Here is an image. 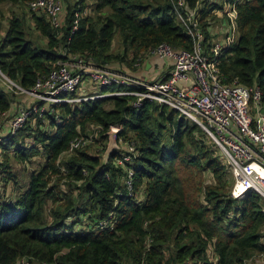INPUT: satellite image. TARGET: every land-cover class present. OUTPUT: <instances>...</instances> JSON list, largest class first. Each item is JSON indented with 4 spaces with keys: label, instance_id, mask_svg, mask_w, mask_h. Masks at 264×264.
<instances>
[{
    "label": "trees",
    "instance_id": "16d2710c",
    "mask_svg": "<svg viewBox=\"0 0 264 264\" xmlns=\"http://www.w3.org/2000/svg\"><path fill=\"white\" fill-rule=\"evenodd\" d=\"M30 1L0 0L21 8L0 41V69L25 89L72 54L105 67L113 61L133 66L160 43L191 50L194 38L176 14L205 2L64 0L65 20L55 28L44 12L30 9ZM88 1L91 12L73 29L75 13ZM227 2L236 13L238 37L220 52L221 80L257 85L264 102V0ZM219 8L203 3L198 10L206 47L212 44L208 18ZM28 19L43 44L32 38ZM14 99L0 86V115ZM133 100L123 95L57 104V119L45 113L3 137L1 152L13 150L22 163L34 156L42 161L13 198L0 191V264L21 258L35 264H251L264 255L263 198L254 191L230 195L231 172L197 124L165 105L144 100L136 108ZM89 125L103 129L104 141L110 126L120 127L117 139L136 146L131 193L113 162L116 151L107 162L88 147L62 156ZM9 168L6 162L2 181L15 187L17 175ZM192 169L190 179L180 172ZM100 222L112 228L101 230Z\"/></svg>",
    "mask_w": 264,
    "mask_h": 264
},
{
    "label": "built area",
    "instance_id": "2783aa9c",
    "mask_svg": "<svg viewBox=\"0 0 264 264\" xmlns=\"http://www.w3.org/2000/svg\"><path fill=\"white\" fill-rule=\"evenodd\" d=\"M212 4L213 0H204ZM227 33L223 43L212 38L209 47L204 46V37L199 29V12L203 3L193 9L181 8L176 18L193 36L191 50L173 49L166 43L158 44L151 52L161 59H169V69L165 77L145 80L132 77L122 70L99 67L79 54L68 55L64 61L57 62L48 74L37 80L29 89L23 88L17 81L0 69V86L15 97L30 95L33 100L26 104L17 101L16 112L8 124V134H14L24 124L38 115L45 113L58 118L54 109L57 104H77L107 96L131 95L132 105L139 108L144 100L160 106L172 108L180 115L197 124L217 146L221 159L228 166L233 177L230 195L242 197L247 191L257 192L264 200V102L262 92L257 85L247 86L234 80L224 83L218 68L220 52L238 37L236 13L227 0H223ZM179 6H184L178 0ZM35 12H44L52 27H61L63 14L62 0H31L28 3ZM89 14L84 8L75 13L73 29L77 27L81 15ZM66 15V13H65ZM65 20V17H64ZM64 23V21H63ZM209 28V32H210ZM214 33L211 32V35ZM214 36V35H213ZM137 61L134 66H140ZM106 86L117 87L114 90L101 92ZM94 134L74 137L68 148L61 154L74 153L87 140L102 133L99 126H93ZM120 130L110 126L108 130ZM107 130V131H108ZM104 133V132H103ZM4 138L0 135V142ZM119 147L113 162L124 171L122 181L131 193L134 170L132 161L137 155V148L132 142L118 139ZM264 211V210H263ZM100 228L111 229L106 222H100ZM197 263V262H196ZM16 264H35L21 258ZM47 264V263H43ZM184 264H191L187 261ZM199 264V263H197Z\"/></svg>",
    "mask_w": 264,
    "mask_h": 264
},
{
    "label": "rangeland",
    "instance_id": "374dc122",
    "mask_svg": "<svg viewBox=\"0 0 264 264\" xmlns=\"http://www.w3.org/2000/svg\"><path fill=\"white\" fill-rule=\"evenodd\" d=\"M62 2H63V0H62ZM91 3L92 2H90L88 5H86L87 6L86 8L89 9V13L91 12ZM62 7H63V14H64L65 8H64V6H62ZM20 10H21L20 7L14 6L11 4L3 3L0 5V41L3 38V36L5 35L6 29L8 27V20L10 17H12V13H14V12L15 13H17V12L21 13ZM27 10H28V8H27ZM27 10L25 9L26 12H27ZM214 17L215 18L209 20V23H210L209 28L211 29L209 34L213 39L215 37L223 38V34L219 33V31H218V25L221 24V21L224 19V17L222 16L223 18H219L216 14L214 15ZM225 19H226V17H225ZM27 25L30 27V31L32 32V38L37 39L40 44H43L44 42L41 41V37L38 35V32L33 28V24L31 21L29 22V19H28ZM211 32L215 33V34H213L214 36L211 35ZM117 47H118V42H117V40H115L114 44H113V50L115 51ZM107 67L117 68L119 70L127 71V72H129L128 70L131 71V70L137 69V66H134V65L132 66V64H128L126 62L122 63L119 61L110 62L107 65ZM129 73H131V72H129ZM106 91H109V90H102L101 89V92H106ZM16 105H17V101H16V97H15V100L11 106L12 109L10 110V112L7 113V115H4V117H0V126L5 125V124H7V125L9 124L10 120L14 116V113L16 112ZM93 126L94 125H92V126L89 125L87 127V129L85 130V133H82V134H85V135L94 134ZM3 131H5V130L4 129L0 130V133H3ZM4 136H2V137H4ZM99 136H100V134L98 135L96 140H94V138L91 139L90 141L87 140L82 147L83 148L88 147V148H86L88 150V152L95 153V154L99 153L101 155V159H102V155L104 154L106 147H107V144H108L107 143L108 139L104 141V140H101L99 138ZM117 145L119 147L120 143L118 142ZM1 148L2 147L0 144V161H1L0 162V180L1 181L3 180L2 175L4 174V172H2V171L5 169L6 162H8L10 165L9 169L16 173L17 179L19 178L18 187L20 188V190L25 189V187L27 186L28 179H29V172L32 171L33 169H37L40 166V163L42 161L41 157L34 156V159H36V160L29 162V164H28L29 168H27L24 163H22L21 161L16 159L15 153L13 150L1 152ZM5 155H7V157H5ZM180 172H182L185 179L186 178L190 179L196 174L194 169L189 170V171L181 170ZM207 178L210 179L209 176L206 177V175H204L203 179H207ZM140 196H141V193H140L139 197ZM210 258H211V254H210ZM263 263H264V255L256 257L251 262V264H263Z\"/></svg>",
    "mask_w": 264,
    "mask_h": 264
},
{
    "label": "crops",
    "instance_id": "0c3cea01",
    "mask_svg": "<svg viewBox=\"0 0 264 264\" xmlns=\"http://www.w3.org/2000/svg\"><path fill=\"white\" fill-rule=\"evenodd\" d=\"M90 2L91 1H88L87 4H89ZM211 3H218L219 7H221L218 10L214 11V13L212 14L213 17L211 19L215 18L214 17L215 14L219 18H223L224 17L223 9H225L224 1L223 0H213V2H211ZM66 5L67 4L63 0V6L65 8V11H64V16L61 17V25L63 24L65 13L67 11ZM208 17H211V16H208ZM208 20H210V19L208 18ZM227 30H228L227 29V23L225 22V17H224V19L221 21V24L218 25V31H219V33L223 34V36H224V34L226 35ZM215 40L221 41L222 43L224 42L223 38H221V37H215ZM118 48H119V44H118V47L116 48L115 51H117ZM170 63H171V60L158 58L152 52H149V54L144 56V58L142 60V64L140 66H137L136 70H131V71L128 70L131 73H129L127 71H123V72H126L127 74H129L132 77H141L142 79H145V80H151V79H154L157 77L162 78V77L166 76ZM18 97H16L17 101L22 102V103H26V104L31 103L33 100L32 96H30V95L24 94V95H20ZM11 109H12V107L5 114H1L0 117H4V115H7V113H9ZM3 129L5 131H3V133H0V135H2V136L7 135L8 125L5 124V125L0 126V130H3ZM33 160H36V159H33ZM24 164L27 168H29V165H28L29 163H24ZM30 172H29V174H30ZM17 180L19 182V178ZM18 189H20L18 187V184H16V186L14 187V184L12 182H8V184L6 185L5 183H3V181L0 180V191L4 192L7 197L13 198L16 194V191H18Z\"/></svg>",
    "mask_w": 264,
    "mask_h": 264
},
{
    "label": "water",
    "instance_id": "95a60500",
    "mask_svg": "<svg viewBox=\"0 0 264 264\" xmlns=\"http://www.w3.org/2000/svg\"><path fill=\"white\" fill-rule=\"evenodd\" d=\"M118 130L116 129H110L106 132V135H107V138H108V141H107V147H106V150L104 152V154L102 155V160L103 162H107L109 157L111 155L114 154L115 150L118 148V139H117V136H118Z\"/></svg>",
    "mask_w": 264,
    "mask_h": 264
}]
</instances>
